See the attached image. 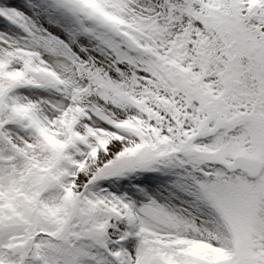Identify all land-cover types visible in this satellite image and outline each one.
Returning a JSON list of instances; mask_svg holds the SVG:
<instances>
[{
  "label": "snow or ice",
  "instance_id": "snow-or-ice-1",
  "mask_svg": "<svg viewBox=\"0 0 264 264\" xmlns=\"http://www.w3.org/2000/svg\"><path fill=\"white\" fill-rule=\"evenodd\" d=\"M0 264H264V0H0Z\"/></svg>",
  "mask_w": 264,
  "mask_h": 264
}]
</instances>
